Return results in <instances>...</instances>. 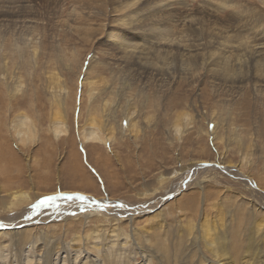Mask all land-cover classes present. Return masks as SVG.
<instances>
[{
    "label": "rangeland",
    "instance_id": "374dc122",
    "mask_svg": "<svg viewBox=\"0 0 264 264\" xmlns=\"http://www.w3.org/2000/svg\"><path fill=\"white\" fill-rule=\"evenodd\" d=\"M128 1L0 0V264H159L264 220V0ZM60 192L89 199L32 209Z\"/></svg>",
    "mask_w": 264,
    "mask_h": 264
},
{
    "label": "bare ground",
    "instance_id": "6f19581e",
    "mask_svg": "<svg viewBox=\"0 0 264 264\" xmlns=\"http://www.w3.org/2000/svg\"><path fill=\"white\" fill-rule=\"evenodd\" d=\"M132 1L133 0L125 3L124 6L127 7V10H131V8L134 7L139 0H135L134 2H132ZM162 1H166V0H161L160 2H162ZM154 11H155V13H157V10L154 9ZM154 16H156V15H154ZM149 19H151L150 14H149ZM152 19H153V16H152ZM128 20H130V21L133 20V16L131 13H129V19ZM154 26L156 27L157 24L154 23ZM152 30H154V29H152ZM108 35L111 36V39L113 40V42L119 41L122 45L125 44V46H124L125 49H127L128 47L133 48L132 45L127 43V38L125 36H121L117 31H111ZM247 47H249V46H247ZM254 67H255V69H257L256 70L257 73H263L264 74V58L256 59V63L254 65ZM232 72L233 71H226V73H228V74L232 73ZM237 74H238V71L235 70L231 76L236 77ZM62 107H63V105H62ZM244 182H248V181H244ZM249 183H251V182H249ZM259 194H257V193L253 194L254 196H258L256 198L257 200L261 199V194L260 195ZM259 196H260V199H259ZM256 199L255 200L253 198L251 199L253 202H255V210L258 209ZM261 208L259 206V209H261ZM253 210H254V208H253ZM126 212L129 214L133 213L132 211H128V210ZM131 218L132 217H130L129 220ZM249 221L250 222L248 224H246V227L244 228V235H245L244 239L245 240L243 241V245H242L243 248H239L238 243L234 242L231 239L232 232H231V228L229 226L228 227L225 226L224 228H221L218 230V228L215 226L204 225V226H201L199 228L200 236L196 237L194 242H193L192 238H190L191 245H193L191 247V248H193V252L189 256H183L182 255L180 258L177 259L175 257V255H173L174 260H172V257L170 255H162V257L160 258L161 255H159L158 253L153 251L148 246V244L146 245V252H147L149 257H156L159 264H193L192 260L188 261V259L190 257H193L195 254H197V256H198L197 252L199 249L201 251L205 252V255L203 257H199V260H200L199 264H264V220L263 219H257L255 217L250 216ZM22 225L23 224L19 225L15 229L14 232L16 235L21 234L19 229L22 230V232L26 230L27 225H25V226H22ZM11 226L14 228V225H11ZM191 231L193 232V229ZM191 231H190V233H191ZM212 232H213V234L210 235ZM259 235H261V241L256 242ZM156 241H158V240H156ZM19 246L20 245H18V247ZM51 248L48 247V250H46V252H45V257H43V259L40 260V262H41L40 264H51V260L48 258L49 254H51V252H52ZM28 257L29 256L27 255L26 260ZM89 257H91V255ZM95 260L99 264V260L97 259V257H95L94 259H91V261H94V262H95Z\"/></svg>",
    "mask_w": 264,
    "mask_h": 264
},
{
    "label": "snow or ice",
    "instance_id": "6c2138e0",
    "mask_svg": "<svg viewBox=\"0 0 264 264\" xmlns=\"http://www.w3.org/2000/svg\"><path fill=\"white\" fill-rule=\"evenodd\" d=\"M58 197H66L68 200H72L73 198H76L77 200L83 202L88 200L89 198L84 196L81 193H66V192H60L56 193L55 195H49L45 196L42 199H38L34 204L31 205L32 209H40V208H47L54 206L55 201L58 199ZM120 207H123V205H118Z\"/></svg>",
    "mask_w": 264,
    "mask_h": 264
}]
</instances>
